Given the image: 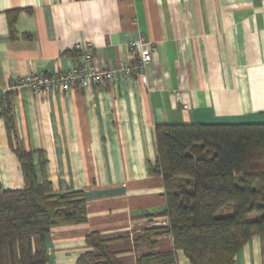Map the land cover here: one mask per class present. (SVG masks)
Masks as SVG:
<instances>
[{
	"label": "crops",
	"instance_id": "crops-1",
	"mask_svg": "<svg viewBox=\"0 0 264 264\" xmlns=\"http://www.w3.org/2000/svg\"><path fill=\"white\" fill-rule=\"evenodd\" d=\"M19 10L15 39L5 13ZM154 47L141 79L69 91L10 90L29 74L76 67L90 46L96 69L133 64L131 45ZM10 97L16 142L39 155L53 193L81 192L86 221L51 229L46 264H75L96 232L120 264L148 254L135 238L165 228L162 179L151 176L157 125L264 124V0H0V101ZM23 187L0 120V191ZM37 246V242H34ZM172 249L169 235L155 250ZM175 264H190L176 251ZM232 264H264V235L251 237Z\"/></svg>",
	"mask_w": 264,
	"mask_h": 264
},
{
	"label": "trees",
	"instance_id": "trees-1",
	"mask_svg": "<svg viewBox=\"0 0 264 264\" xmlns=\"http://www.w3.org/2000/svg\"><path fill=\"white\" fill-rule=\"evenodd\" d=\"M18 13H5L11 39ZM0 120L23 178L20 190L0 191V264H46L45 237L51 229L85 223V198L53 193L40 152L37 180L35 152L17 145L8 96L0 101ZM154 138L156 160L148 172L162 179L165 209L157 217L168 224L135 238L148 252L136 264H175L176 251L190 264H232L251 237L264 235V124H163L155 126ZM165 235L172 249L157 252L156 239ZM85 241L88 250L75 264H120L96 232Z\"/></svg>",
	"mask_w": 264,
	"mask_h": 264
},
{
	"label": "built area",
	"instance_id": "built-area-1",
	"mask_svg": "<svg viewBox=\"0 0 264 264\" xmlns=\"http://www.w3.org/2000/svg\"><path fill=\"white\" fill-rule=\"evenodd\" d=\"M131 50L137 58L133 64H120L114 69L100 70L92 65L90 46H76L75 52L79 53V64L76 67L50 77L36 74L23 76L13 81L9 91L17 88H28L34 93L50 92L54 89L87 90L97 86L116 84L122 79H141L151 62L154 47L145 40H139L131 45Z\"/></svg>",
	"mask_w": 264,
	"mask_h": 264
},
{
	"label": "rangeland",
	"instance_id": "rangeland-1",
	"mask_svg": "<svg viewBox=\"0 0 264 264\" xmlns=\"http://www.w3.org/2000/svg\"><path fill=\"white\" fill-rule=\"evenodd\" d=\"M227 213H229L228 211H223L222 213H220L221 215L222 214H227Z\"/></svg>",
	"mask_w": 264,
	"mask_h": 264
}]
</instances>
